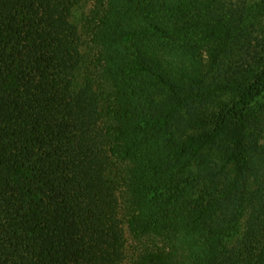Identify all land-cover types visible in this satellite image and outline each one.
Instances as JSON below:
<instances>
[{"label": "trees", "instance_id": "obj_1", "mask_svg": "<svg viewBox=\"0 0 264 264\" xmlns=\"http://www.w3.org/2000/svg\"><path fill=\"white\" fill-rule=\"evenodd\" d=\"M78 4L0 0V264H264V0Z\"/></svg>", "mask_w": 264, "mask_h": 264}, {"label": "rangeland", "instance_id": "obj_2", "mask_svg": "<svg viewBox=\"0 0 264 264\" xmlns=\"http://www.w3.org/2000/svg\"><path fill=\"white\" fill-rule=\"evenodd\" d=\"M238 0H233L234 3H236ZM94 6V0H79V4L77 5V8L75 9L73 20L75 23H77L79 30L82 34L83 40H84V51L88 54H90V37L87 30V19L93 9ZM124 219V216H123ZM123 227L125 230L126 235V257L123 264H136V258H137V243L134 241L132 235L130 234V231L128 229V225L126 223H123ZM239 234H237L234 239L231 241V243H235L237 240Z\"/></svg>", "mask_w": 264, "mask_h": 264}]
</instances>
